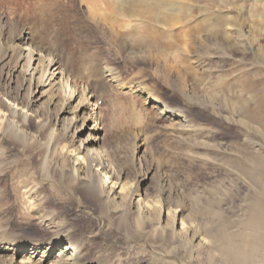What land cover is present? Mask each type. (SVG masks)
Returning a JSON list of instances; mask_svg holds the SVG:
<instances>
[{"label": "rangeland", "instance_id": "1", "mask_svg": "<svg viewBox=\"0 0 264 264\" xmlns=\"http://www.w3.org/2000/svg\"><path fill=\"white\" fill-rule=\"evenodd\" d=\"M177 4L170 8L172 12L168 8L156 16L161 23L152 19L163 25L162 18L177 13H173L178 16L176 26L163 27L169 39L158 36L160 44L147 46L146 56L133 61L109 31V24L87 14L83 0H0V24L8 30L1 41L10 31V35L25 31L28 43L43 54L55 53L62 64L63 71H55L53 87L36 109L38 116L49 120V126L55 124L57 106L48 105V96L54 93L59 98L62 80L74 85L76 93L92 90L98 95L92 106L103 127L98 131V149L111 159L110 170L119 162L126 172L124 180L130 179L134 185L140 180L141 196L156 209L150 220L157 226L139 225L133 212L123 222L115 212L101 211L94 199L66 188L62 180L50 175L42 180L39 164L47 151V137L37 123L30 122L24 143L2 139L0 134L5 159L13 160L1 197L0 233L1 226L9 223L24 237L40 235V230L32 228L36 214L23 186L26 177L30 186L37 185L48 194L47 206L72 229L82 251L106 264H264V219L260 216L264 211V0H184ZM191 5L193 9H189ZM104 12L111 14L100 3L99 13ZM119 15L123 17L117 14L118 19ZM227 20L244 26L251 37L256 34L252 48L262 50L231 49L232 59H227L220 50L212 49L203 74L197 62L200 56L188 52L189 45H198L194 26L200 23L203 30L210 23L219 31L211 38L224 39ZM147 40L137 38L134 46H144ZM158 52L165 53L167 66L178 68L185 61V67L166 71ZM13 63L9 60L0 65V97L3 92L12 96L25 93L18 87L27 85L24 72L21 74L19 62L17 66ZM219 79L223 81L220 88L216 86ZM216 90L215 102L222 115H212L202 103L184 106V92L202 100L213 97ZM148 95L169 109H185L188 129L196 130L190 141L180 135L181 119L161 113ZM78 100L76 96L72 106ZM0 116L5 120L9 111L1 110ZM54 127L61 128L57 123ZM85 132L77 133L78 137ZM66 139L74 146L79 138L68 135Z\"/></svg>", "mask_w": 264, "mask_h": 264}, {"label": "bare ground", "instance_id": "2", "mask_svg": "<svg viewBox=\"0 0 264 264\" xmlns=\"http://www.w3.org/2000/svg\"><path fill=\"white\" fill-rule=\"evenodd\" d=\"M83 1L87 3V14H89L91 18L103 19L102 21L105 20L109 24V31L111 30L114 34V38L119 42L122 51L127 57L134 61L139 57L146 56V54H144L145 49H148L147 46L150 48L153 43L155 45L158 44V38L169 39V33L168 31H165L164 28L167 25H175L178 16L176 18L173 13L176 12L172 13L174 16H172V14L170 17L168 15L167 17L165 16L167 18L166 20L163 18L161 19L164 21V26L157 24L160 20L156 16L158 15V17H160V14H162L161 11L167 10L168 8L169 11H171L170 8L184 0ZM100 3L104 4L106 10H109L111 14H106V12L100 14ZM189 7V9H193L192 5ZM167 12L164 13L167 14ZM116 13L122 14L123 17L119 15L121 19H118ZM142 13L147 15V17H144L147 19H144L143 16L140 15ZM186 13L188 12L186 11ZM152 19H155L158 22H152ZM197 25L199 26L200 23ZM209 25H207L205 29V26L203 25V30L198 26H194V29L191 27L193 29V34L198 35V45L196 46L195 43H193L194 46L191 47L189 45L188 47V52H194V54L197 53V57L200 56V59H198L197 62L199 63L200 70L203 74H206L207 72V68H204L207 64L204 62L205 58L211 55L212 49L220 50L223 58L226 57L227 59H232L234 49L239 52H243V50H250V52L257 50L260 52V50H262L259 46L257 49L252 48L251 41H257V35L252 34L251 37V31L246 33L244 26L242 27L239 24L228 21L226 22V29L223 30L226 32L227 37L219 39L214 36L215 38L212 39L211 35H215V33L218 35L217 32L219 31L216 32L213 29V26ZM227 27L231 29H227ZM6 30L5 25L0 24V65L3 66L9 60H12L15 63L19 62L21 74L24 72L25 75L23 77V82L27 85L25 88L18 86L20 87V91L25 90L24 94H21L20 92V96H12L11 93L8 94L7 92H3L0 97V111L7 109L10 114L5 120H3V116H0V126H2L0 134L2 135V139L7 138L14 142L20 141L24 143V133L27 129V124L30 122L37 123V129L39 131L44 130L47 137V151L42 159V163L39 164V172L42 180H46L45 176L47 175H50L53 178L56 177L58 181L62 180V182L66 184V188L72 191L74 190L78 194L83 193L91 199H94L98 203L101 211L106 210L115 212L116 217L119 219H125L123 222H126L128 214L133 212L135 214V220L139 225L149 224L151 227L153 226L152 228H156L157 226L154 224L152 225L150 220L152 219L150 215H152L153 211H156V209L153 207L152 202L145 200L146 198L141 196L139 188L140 180H137L135 185L130 179L124 180V174H126V172L123 165L119 162L118 165H115V170H110L111 159L106 158L105 155L107 154L104 153L103 155L102 150L98 149V147L101 148L99 146L100 136L98 135V131L102 130L103 127H101V123L92 109V106L95 104L94 100L99 99L98 95H95L94 92L92 93V90L85 93H78L77 91L76 93V89L73 87L74 85L70 86L64 82V80H62V82L60 81V83H58L59 98L54 93L50 94L48 96L50 99L48 105L50 107L52 105L57 106L55 124H59L61 128L57 131V128L54 127L55 124L49 126V120L41 119V116H38L39 113L36 109H38L39 104H41V99L46 96V93L49 92L50 89H52L53 75L55 74V71L58 69L63 71V68L61 67L62 64L59 61L60 58H58L55 53L43 54V50L34 48L28 43V37L25 35L26 32L22 30L13 35H10L12 34L10 31L9 37H5L7 41L5 40L2 42L1 38L6 34ZM201 32H204L205 34L200 35ZM260 34L259 31V35ZM146 37L149 40V42L147 40L143 44L146 48H143L144 46L138 48L134 46V44H137L135 43L137 38L141 41ZM232 37L234 38L229 40ZM244 38L245 41H243ZM171 39H173V37ZM181 41H183L182 38ZM241 42L243 44H241ZM246 44L247 47H242ZM156 47L157 46H155V48ZM231 49L233 51H231ZM163 50L164 48L162 49V52ZM158 53L163 57L161 64L164 69L168 68L170 70L174 68L175 70H178L179 68V70H181L182 67H185L186 65L183 64L185 61L183 62L180 60L183 62H180L181 67H169V65H166L165 53L164 55L160 52ZM156 56L159 57L158 55ZM213 57L217 58V55ZM15 66L17 65L15 64ZM14 68L16 69V67ZM205 76L210 78L208 74ZM218 82L216 86L220 88L219 86L220 84L223 85V81L219 79ZM216 94L217 90L213 94V97L204 95L205 98L199 100V97L194 96L192 99L188 92H184V106H190L191 103L197 105L202 103L205 108L210 110L212 115H222L220 110L221 107L215 102ZM76 96L79 97V100L77 104L72 106V102ZM94 97L96 98L94 99ZM20 99H22V101H20ZM147 99L148 101H152L155 105H159L161 107V113H164L165 115L167 114L168 117L171 116L181 119V122L179 121L180 124L178 122L179 129H181L180 135L186 136L187 141H190L191 134L195 128L188 129L190 125L186 124L184 117L186 116V113L184 108L169 109L153 95H148ZM204 100H206V102ZM48 105H45V107H47L45 110L46 113H49ZM182 117L184 118L182 119ZM72 128L74 129L73 132L68 134ZM81 131L86 132L84 133V137L80 138L77 133H80ZM198 133L199 132H197V134ZM206 133L210 134L208 131ZM68 135L71 139L75 137L79 138L76 145L72 146L70 140L68 141V139H66V136L68 137ZM12 164L13 160L5 159V154L0 147V205L3 202L1 197L5 191L4 181L6 174H8V169L11 168ZM149 170H151V168H149ZM143 177H146V175ZM23 180L26 182L23 186L26 189V195L30 201L29 206L36 214L33 219L34 222L32 228L40 230L42 233L40 232V235L35 237H24L16 233V231L10 227L9 223H6L3 227L1 226V229L3 230L0 233V264H106L107 262H105L104 259L90 258L82 251L81 243L71 234L72 229L67 226L66 222L62 219L61 221L57 217L58 212L47 206L48 194L44 190H41L37 185L30 186L26 177L23 178ZM123 201L126 203V206L121 207L120 203ZM260 216L264 219V211L260 213Z\"/></svg>", "mask_w": 264, "mask_h": 264}]
</instances>
